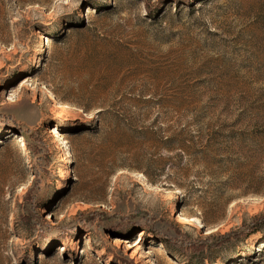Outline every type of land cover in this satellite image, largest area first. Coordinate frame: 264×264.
Returning <instances> with one entry per match:
<instances>
[{
    "label": "rangeland",
    "instance_id": "374dc122",
    "mask_svg": "<svg viewBox=\"0 0 264 264\" xmlns=\"http://www.w3.org/2000/svg\"><path fill=\"white\" fill-rule=\"evenodd\" d=\"M166 258L264 264V0H0V264Z\"/></svg>",
    "mask_w": 264,
    "mask_h": 264
},
{
    "label": "bare ground",
    "instance_id": "6f19581e",
    "mask_svg": "<svg viewBox=\"0 0 264 264\" xmlns=\"http://www.w3.org/2000/svg\"><path fill=\"white\" fill-rule=\"evenodd\" d=\"M52 136L55 138L57 136V132L56 130H52L51 132ZM21 137V136H19ZM19 140H23V138L21 137ZM55 140V139H54ZM198 221L197 217L195 215H184V214H180L177 218V222L179 224L182 225H189V226H194L195 222ZM209 233L208 231H205V234ZM156 251H158L159 253H163L164 251L160 248V247H156L155 248ZM167 262L169 264H176V262L170 258H166ZM146 264H151L150 261H147Z\"/></svg>",
    "mask_w": 264,
    "mask_h": 264
},
{
    "label": "trees",
    "instance_id": "16d2710c",
    "mask_svg": "<svg viewBox=\"0 0 264 264\" xmlns=\"http://www.w3.org/2000/svg\"><path fill=\"white\" fill-rule=\"evenodd\" d=\"M22 136H24V135H22Z\"/></svg>",
    "mask_w": 264,
    "mask_h": 264
}]
</instances>
